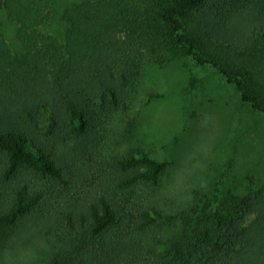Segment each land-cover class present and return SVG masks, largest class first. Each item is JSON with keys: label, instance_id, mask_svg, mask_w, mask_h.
Here are the masks:
<instances>
[{"label": "trees", "instance_id": "obj_1", "mask_svg": "<svg viewBox=\"0 0 264 264\" xmlns=\"http://www.w3.org/2000/svg\"><path fill=\"white\" fill-rule=\"evenodd\" d=\"M0 2L23 45L0 24L1 263L41 228L45 264H264V191L201 186L153 207L166 164L137 134L143 77L180 56L264 112V0H82L58 15L56 0ZM89 155L95 199L50 210L54 186L89 178Z\"/></svg>", "mask_w": 264, "mask_h": 264}, {"label": "rangeland", "instance_id": "obj_2", "mask_svg": "<svg viewBox=\"0 0 264 264\" xmlns=\"http://www.w3.org/2000/svg\"><path fill=\"white\" fill-rule=\"evenodd\" d=\"M80 1L56 0L55 15ZM0 24L12 50L21 51L23 45L16 35L19 24L7 18L1 2ZM54 26L50 22L41 29L50 32ZM142 83V94L150 91L152 96L139 101L140 145L166 164L154 186L161 196L153 207L168 210L201 186L217 184L223 194L264 191V112L244 103L240 91L217 68L199 67L191 56H180L164 66L151 65ZM92 159L91 155L84 158L92 165L88 179L54 186L58 190L49 195L50 210L67 204L82 209L95 199ZM254 217H248L246 224ZM40 229L23 231L5 250L0 264H45L49 240L45 229Z\"/></svg>", "mask_w": 264, "mask_h": 264}]
</instances>
